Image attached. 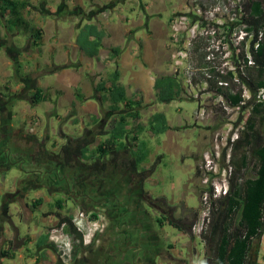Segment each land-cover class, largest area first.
I'll return each instance as SVG.
<instances>
[{"label":"crops","instance_id":"1","mask_svg":"<svg viewBox=\"0 0 264 264\" xmlns=\"http://www.w3.org/2000/svg\"><path fill=\"white\" fill-rule=\"evenodd\" d=\"M83 1L89 3L88 10ZM173 1L27 0L20 19L8 12L0 16V264H67L49 241V229L57 226L58 215L73 217L81 211L97 216L101 212L108 219L104 233H98L90 245H84L91 250L85 264L114 261L117 251L131 244L141 255V260L137 259L140 264H156L161 249L171 256L170 260L175 259L172 252L176 248L182 246L185 250L189 240L185 231H189L191 223L189 212L198 210V199L195 206L187 205L184 199L187 191L194 194L191 182L195 159L193 153L185 155L178 132L189 126L170 127L166 119L167 130L163 134L154 135L148 129L150 116L162 113L156 112L160 103L155 101L153 85L157 76L168 71L165 40L169 21L181 3L176 0L173 6ZM37 2L42 16L38 13L39 18L30 19V8L33 10ZM162 13L167 17L164 25L160 23ZM86 17L89 20H84ZM86 23H95L106 33L99 56L107 40L113 44L110 48L122 49L116 60L120 84L127 100L138 104V109L146 107L137 120L128 121L127 134L117 141L130 151L144 142L148 150L146 159L131 167L126 163L129 152H120L114 163L102 158L99 165L109 167L107 194L102 193L104 181L81 191L77 177L65 178L60 161L62 146L75 139L92 141L84 154L97 156V147L107 138L105 131L113 116L101 113V97L84 91L85 86L89 87L85 75L89 70L91 74L97 70L96 59H91L89 67L79 66L85 56L76 46L75 37ZM126 42L128 47L124 49ZM104 52L105 60L107 51ZM24 56L28 65L19 72ZM107 66L112 68L105 61L102 72L106 74ZM52 77L54 81L48 80ZM37 92L46 99L35 100ZM40 104L45 106L42 116L36 112ZM94 108L96 112L91 110ZM126 110L120 106L119 112ZM195 128L199 134L204 127ZM159 150L162 154L183 156L178 168L185 173V179L177 182L178 191L154 189L151 177L160 163ZM187 157L192 165L186 168ZM75 164L90 166L92 160ZM114 165L118 167L115 169ZM173 192L176 194L168 195ZM84 202H88L86 210H82ZM160 235H165L166 244H160ZM259 255L264 256V232ZM80 261L83 264L82 258Z\"/></svg>","mask_w":264,"mask_h":264},{"label":"trees","instance_id":"2","mask_svg":"<svg viewBox=\"0 0 264 264\" xmlns=\"http://www.w3.org/2000/svg\"><path fill=\"white\" fill-rule=\"evenodd\" d=\"M26 6L27 0H0V16L3 17L8 12L20 19L21 11ZM247 7L255 30L264 27V0H249ZM105 36V31L95 23H86L79 29L75 37V44L85 57L98 60L99 50ZM121 51L120 47L108 50L105 61H108L112 68L105 78L94 87V91L99 93L101 100L108 103L107 109L113 115L105 131L107 138L97 147V156L93 158L84 154V150L92 141L75 139L64 144L60 151V161L64 170L74 169L77 161L92 160L91 166L95 168L92 170L96 171L102 158L114 163L120 158V152H129V159L126 163L131 167H134L136 163H143L146 159L148 150L144 142H139L135 151L128 150L125 144H117V141L127 134L128 121L139 118V105L132 104L127 100L125 88L120 84L121 75L116 60ZM253 59L255 66L249 70L248 74L251 88L255 90L264 88V39L257 51L253 53ZM153 90L155 101L160 104L185 100L180 83L170 75L157 76L154 80ZM226 98L232 106H235L239 101L238 97L228 94H226ZM45 99L46 97L42 93H36L35 100L43 101ZM120 106H124L127 110L119 112ZM247 108L249 115L244 130L233 143L231 150L230 166L233 170L228 177L226 195L212 199L210 186H201L199 182L197 184L191 182V187L195 189L194 194L200 199L203 193H209L208 223L206 228L197 235L205 247L204 264H255L258 257L264 232V102L252 103ZM94 121L97 122V119L94 118ZM215 121L214 125L209 127L210 130L223 127L226 117L221 114V118L217 117ZM148 129L154 135L163 134L167 130L164 114H152L148 119ZM249 160L254 163V176L250 178L243 174ZM15 164L18 165L19 162H15ZM91 166L86 164L88 168ZM116 167L118 166H113L115 169ZM194 177L202 180V173L198 168L194 172ZM90 214V218L94 221L97 220L96 214ZM58 217L57 226L72 240L73 244L77 242V246H73L71 259L78 264L79 261H75L78 254L85 250L90 252V246L83 245L82 234L74 226L73 217L70 215L64 217L58 215ZM189 217L191 223L188 229L191 230L193 224L198 220L199 210H191ZM171 224H173L172 221Z\"/></svg>","mask_w":264,"mask_h":264},{"label":"built area","instance_id":"3","mask_svg":"<svg viewBox=\"0 0 264 264\" xmlns=\"http://www.w3.org/2000/svg\"><path fill=\"white\" fill-rule=\"evenodd\" d=\"M248 1L183 0L168 25L165 47L169 53V66L166 75L174 77L184 95L198 105L197 119L207 116L206 106L219 107L226 117L225 124L214 137L216 155L213 159L207 158L204 165V169L214 175H218L216 161L221 145L226 154L230 153L233 143L244 130L248 105L264 102V88L253 90L248 74L255 66L253 53L264 39V27L255 30L247 10ZM226 94L238 97V103L232 106ZM227 175L229 177L230 173ZM227 175L224 170L223 188L218 183L213 198L226 195ZM201 199L204 210L191 227L195 235H199L208 223L209 194L203 193ZM90 215L82 213L72 220L82 234L84 245L90 244L101 228L98 220H89ZM56 232V229L52 230L50 238L56 242L63 261L69 260L70 247L53 236Z\"/></svg>","mask_w":264,"mask_h":264},{"label":"rangeland","instance_id":"4","mask_svg":"<svg viewBox=\"0 0 264 264\" xmlns=\"http://www.w3.org/2000/svg\"><path fill=\"white\" fill-rule=\"evenodd\" d=\"M176 1V0H175ZM175 1L172 2L173 6L175 4ZM177 2V1H176ZM182 3V0H181ZM179 3V5L181 4ZM88 2L87 1H83L82 5L84 6L85 10H88ZM179 7V6H178ZM172 8V7H171ZM36 9H38V11H36ZM83 11V10H82ZM76 12H80L77 10ZM84 12V11H83ZM38 13H40V15L42 16V8L40 6V3L37 2L36 4H34V9L32 10V8H30V12L28 13V15L30 16V19L33 18H39L40 16L38 15ZM87 14V13H86ZM89 15H91L92 13H88ZM82 17H84L82 15ZM87 18V17H86ZM84 20H89L88 18ZM166 13H162L161 14V18H160V23L162 25L165 24L166 21ZM134 28V27H133ZM167 39V37H166ZM166 41V40H165ZM129 42V40H128ZM128 42L124 43L123 48L126 49L128 47ZM117 43V42H116ZM113 44L107 40V43H105V47L103 46L101 49V55L99 56L98 60H97V64H96V72L91 74L90 70L88 71L89 73L85 75V79H87L88 81V86H85L84 91L85 93L89 90V92L93 93L96 97H100L99 94H97L94 91V86L102 79L105 78V76L108 74V70H110V68L107 66V74L102 72V68L103 65L105 63L104 60V56H105V52L108 50L109 48L112 46ZM23 59V61H22ZM21 59V63H20V69L19 72L22 71V68L24 69V66L26 67V65H28L27 59L24 56ZM104 61V62H103ZM90 63H92L91 59L88 58H83L82 62L80 63L79 66L81 67H89ZM108 63V61H107ZM31 65V64H30ZM86 72V71H85ZM168 73V71H167ZM166 73V74H167ZM161 75V74H160ZM51 76V75H48ZM84 76V75H82ZM11 79L14 80L16 79V77L14 76V74L12 73ZM10 80V79H9ZM50 81H54V77L48 79ZM87 85V84H85ZM185 100L182 101H173L169 104H159L157 105V111L156 112H162L163 114H165L166 119L168 121V125L170 127H176V126H186L188 125L189 127H186L185 130L178 132V136L181 140V144H182V148L185 149V155H187V153H193L192 156L195 159V170L196 168H198L201 173H202V180L200 181V179H196L194 177L193 174V183L197 184L198 182L200 183L201 186H210L212 188V194H214V189L217 188L218 183L221 185V187L223 188L222 185V181H224L225 177L224 175V170H225V174L227 175V173L232 172V167L230 166V159H231V152L230 153H225V151H223V147L221 145V151L218 153L219 159L216 161V166H217V171H218V175H214L212 172L208 173L206 169H204V165L206 162V159H212L214 158V156L216 155L215 152V134L220 131L222 129V127H219L216 130H210L209 127L213 126L214 123L216 122L215 119H217V117L221 118V114L224 115V113H222L221 110H219L220 108L217 106H206L205 109L207 110V116L202 119L199 120L195 117V113L198 109V105L194 102V101H190L186 96H183ZM107 105L108 103H104L103 106H101V108H103V110L101 111V113H109L108 109H107ZM44 104H40L37 108H36V112L42 116L43 115V110H44ZM100 108V107H99ZM146 107H142L140 109H138L139 112H141L143 109H145ZM63 109V108H61ZM93 112H96V109H91ZM86 113V112H84ZM143 114V112L141 113ZM109 115H111L109 113ZM234 115V114H233ZM225 116V115H224ZM202 126L204 127L203 129H201L199 131L198 134V130L195 127L198 126ZM195 126V127H194ZM207 127V129H206ZM158 138H162V135H159ZM159 152L162 154V152L159 150ZM182 155L181 153H164L162 154L160 160V163L157 164L156 169H155V174L151 177V180L153 181L154 189L158 190H168L169 188L174 189L175 191H178V184L177 182H179V180H184L185 179V173L182 172V170H180L178 168V165L180 164V161L182 159ZM186 168L187 165H192V160L189 159L188 157L186 158ZM228 161V162H227ZM253 161L249 160V164L247 166V168L243 171V174L245 177H252L254 176V165H253ZM106 168H109L108 165H105ZM185 168V170H186ZM224 169V170H223ZM86 171L84 170L83 165L81 164H75L74 169H70V170H64L63 169V174L65 176V178H69V177H81L84 178L87 174L85 173ZM181 172V173H180ZM195 172V171H194ZM212 173V174H211ZM102 175H104V182L106 184V187L102 188V193L107 194V170L105 173H102ZM100 175V176H102ZM215 176L214 178H212V176ZM100 177H97L95 180V183L97 182L98 184L102 181L99 180ZM207 179V182H204V180ZM99 180V181H98ZM226 180L228 182V175L226 177ZM103 183V182H102ZM83 184V183H82ZM85 185V184H83ZM82 188L83 190L85 189H89L91 188L90 186H83ZM148 185H145V188H147ZM192 188V187H191ZM225 188V186H224ZM227 188H228V183H227ZM193 193H195V189H193ZM208 193V192H207ZM176 193H168V195H174ZM209 194V193H208ZM185 202L187 205L189 206H195L197 205V199H198V210H199V215L200 213L204 210V206H203V202L202 199H200L199 197H197L195 194H192L191 191H187L186 192V196L184 197ZM212 199L213 196H212ZM105 202V201H104ZM102 202V204L107 203V197H106V202L104 203ZM101 204V206H102ZM83 209L82 210H86L88 208V202H84L82 205ZM103 210H106V208L104 207H100ZM13 212V210H12ZM82 213H86L84 211L75 213L74 217H79L80 214ZM168 214H171L170 212H168ZM155 215V214H154ZM40 218L39 215H37V218ZM92 217V216H91ZM153 219H155V216H153ZM175 219V218H174ZM90 221H94L92 218L89 219ZM99 224H102L104 229H107V225H108V219L107 217L102 214L101 212L98 215L97 218ZM57 230V232L53 235L57 238L58 241H62L63 243H65L66 247H70V259L69 260H65L64 262L67 264H76L74 263V260L71 259V254H72V249L73 246L76 245L77 246V242H75L74 244L72 243V240L67 237L62 230L57 227V226H51L49 229V241H51V243H53V245L56 247V242H54V240H52V230ZM105 229V230H106ZM102 231V233H104V231ZM166 230H168V227H166ZM188 236V243L185 244V250H182V246L179 248H176L175 251H173V257L175 258L174 260H170L171 256L167 255L164 249H161L159 252V258H157L155 260L156 264H167L169 261L171 262V264H204V260H205V255H204V244H202L200 238L197 235H193L192 232L189 229V232L187 233ZM51 237V238H50ZM160 239H161V245H163V243L165 242L166 244V237L165 235L161 236L160 235ZM97 245H99V243H96ZM90 245V244H89ZM133 244L131 245H127L125 248H122L121 251H117L118 257L114 258V261H107V264H140V262L137 260H141V255L139 253V251H137V249L132 248ZM98 247V246H96ZM57 248V247H56ZM260 250V248H259ZM109 251V248L107 246V252ZM169 252V251H168ZM171 252V251H170ZM89 253L87 250H85V252H81L78 255V258L75 259V261H79L78 264H81L82 262L79 259H83V264H85V260L86 258H88ZM180 257H179V256ZM183 256V258H182ZM85 259V260H84ZM264 263V256L260 257L259 252H258V257L256 258V262L255 264H263ZM152 264V263H150Z\"/></svg>","mask_w":264,"mask_h":264},{"label":"flooded vegetation","instance_id":"5","mask_svg":"<svg viewBox=\"0 0 264 264\" xmlns=\"http://www.w3.org/2000/svg\"><path fill=\"white\" fill-rule=\"evenodd\" d=\"M106 165V164H105ZM105 165H102V164H100L98 167V170H96V171H93L92 169H95L93 166H91V168H88V167H86V165H83V167H84V170L86 171L85 173L87 174L84 178H81V177H79V176H77V178L80 180V183L82 184H85V185H83V186H85V187H87L88 185L90 186V187H92V185L95 183V180H96V178L97 177H100V179L99 180H102V181H104V178H102V177H105L104 175H102V173H105L106 172V170H107V168H106V166ZM100 175H102V176H100ZM98 180V181H99ZM82 185H81V191H83V188H82ZM86 199V198H85ZM86 213H93V212H91V211H87ZM85 213V214H86ZM99 227H101L95 234H94V236L95 235H97L98 233H101L103 230H105L104 229V227H103V225L102 224H99ZM91 242H92V240H91ZM90 242V243H91ZM84 245V244H83ZM89 245V244H88Z\"/></svg>","mask_w":264,"mask_h":264},{"label":"bare ground","instance_id":"6","mask_svg":"<svg viewBox=\"0 0 264 264\" xmlns=\"http://www.w3.org/2000/svg\"><path fill=\"white\" fill-rule=\"evenodd\" d=\"M161 204V203H160ZM116 256V255H115Z\"/></svg>","mask_w":264,"mask_h":264}]
</instances>
